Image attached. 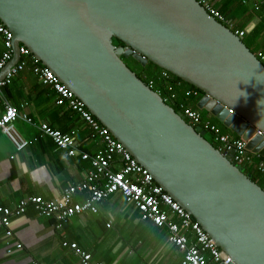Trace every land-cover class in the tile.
<instances>
[{
  "label": "water",
  "instance_id": "95a60500",
  "mask_svg": "<svg viewBox=\"0 0 264 264\" xmlns=\"http://www.w3.org/2000/svg\"><path fill=\"white\" fill-rule=\"evenodd\" d=\"M0 21L14 51L0 82L26 47L233 264H264V188L124 62L152 63L201 91L197 108L258 153L264 66L243 39L195 0H0Z\"/></svg>",
  "mask_w": 264,
  "mask_h": 264
},
{
  "label": "crops",
  "instance_id": "0c3cea01",
  "mask_svg": "<svg viewBox=\"0 0 264 264\" xmlns=\"http://www.w3.org/2000/svg\"><path fill=\"white\" fill-rule=\"evenodd\" d=\"M208 1L219 11L227 8L228 2L236 3L234 12L245 11L246 6L253 7L244 5L240 0ZM232 19L228 18L234 25L231 30L246 31L247 35L259 22L256 17L242 25L241 21ZM262 36L264 38V34ZM262 48L264 49V45ZM2 53L3 42L0 36V56ZM27 62V68L14 79L9 91L5 92L3 89V93L0 94V115L4 110L5 98L20 115L27 114L34 122V125H30L18 119L13 124L18 136L29 142L23 150H18L15 143L0 130V207L6 208H15L22 199L33 196L46 200L57 199L68 185L84 181L91 170L90 163L83 161L80 155L67 156L65 151L58 149L52 139L42 135L38 128L40 124L52 126L63 134H73L82 152L95 155L104 148L102 140L92 135L89 126L79 114L66 106L56 104L58 95L53 88L44 85L38 87L41 82L33 72L31 61L28 59ZM218 126L222 129L224 127L222 124ZM223 132L240 138L230 129H223ZM111 199L99 205L100 214L102 207L107 209L104 218L105 228L116 230L112 240L105 245L103 239L96 236L95 225L91 220L93 215L73 218L64 224L62 229H57L55 220L40 216L30 206L23 216L12 220L11 238H7L5 228L0 225V264H82L79 256L63 247L64 241L77 243L82 250L92 255L94 262L99 264H181L180 254L168 243L167 231L158 229L163 230L166 235L162 241L154 243L151 239L157 238L152 237L148 230L157 228L150 223L142 222L140 215L137 223L129 227L126 238L123 230L128 228L126 225L130 221V216H125L121 226L116 224V215L112 213L109 203ZM117 201L119 202V199ZM133 210L136 213L134 208ZM109 224L110 228L107 227ZM137 235L140 237L138 243ZM94 240H99L102 246L91 243ZM18 245H22V248L17 249ZM8 250H13V253H8Z\"/></svg>",
  "mask_w": 264,
  "mask_h": 264
},
{
  "label": "built area",
  "instance_id": "2783aa9c",
  "mask_svg": "<svg viewBox=\"0 0 264 264\" xmlns=\"http://www.w3.org/2000/svg\"><path fill=\"white\" fill-rule=\"evenodd\" d=\"M195 1L218 22L232 29V24L219 11L214 9L208 0ZM250 1H254L253 4H250ZM243 4L252 5L255 9H259L264 5V0H243ZM234 33L241 39L247 35L246 31H236ZM0 36L3 42V53L0 56L1 72L11 61L14 54L13 34L1 21ZM20 55L21 60L19 63L0 82V94L27 68L29 59L33 72L39 78L41 84L53 88L58 95L56 104L62 107L66 106L79 114L89 126L92 135L102 140L104 148L95 155L82 152L80 151V144L73 134H63L47 124H40L38 128L42 135L51 138L58 149L65 151L67 156L80 155L83 161L90 163L91 170L84 181L68 185L57 199L46 200L43 197L33 196L22 199L15 208L0 207V225L5 228L7 238L13 236L12 220L23 216L30 206L40 216L55 220L57 229H62L63 225L73 218L87 214L97 215L101 203L118 195L127 204L134 207L142 222L150 223L167 231L168 243L182 255L181 264H233L232 258L225 256L201 225L156 184L149 172L100 124L85 105L58 80L52 71L39 65V62L24 46L20 47ZM255 55L264 66V52L260 51ZM164 76L166 78L164 91L171 92L172 86L168 82L169 76L167 74H164ZM147 85L154 90V81H149ZM178 85L181 84L178 83ZM155 92L161 96L167 105L171 107L176 105L175 95L167 94L163 97L162 91ZM186 96L196 98L199 93L195 89L187 92ZM3 107L4 110L0 115V130L15 143L18 150H23L29 142L18 136L13 124L18 119H22L30 125H34V122L27 114L20 115L10 101L5 98ZM180 108L179 112L183 114L187 123L194 128L201 127L202 130L206 131L211 137L210 139L216 144V148L225 157H231L234 165L242 167L255 163L257 171L264 176V150L258 153L250 152L247 150L245 140L224 134L220 126L205 121L199 110L184 106H180ZM258 135H262V133L258 132ZM107 227L110 228L111 224ZM62 245L65 249L79 256L82 264H99L94 262L92 255L82 250L77 243L64 241ZM21 248L22 245L17 246V249ZM8 253H13V250H8Z\"/></svg>",
  "mask_w": 264,
  "mask_h": 264
},
{
  "label": "trees",
  "instance_id": "16d2710c",
  "mask_svg": "<svg viewBox=\"0 0 264 264\" xmlns=\"http://www.w3.org/2000/svg\"><path fill=\"white\" fill-rule=\"evenodd\" d=\"M225 2H227V1H225ZM240 2L243 3V0H240ZM226 7L227 8H225L224 10L220 9V11L222 13L219 10H217V9L216 10L219 11L227 20H228V18L230 20H233L232 18H234V20H238V22L241 21L242 25H244L256 17L259 19V22L257 23L256 28L250 34L246 35L243 38V42L255 54H257L260 51L264 52L263 48L255 49V46H256L255 44L257 43V40H259L258 36L264 34V5L261 6L259 9H255L254 7H251V6H246L245 9L250 10V11L245 10V11H236V12H234L236 9V3L228 2L226 4ZM231 12H234V13H231ZM229 14H230V16H229ZM113 43L115 46H122V43L116 39L113 40ZM128 60L131 61V63H133L139 67L140 71L138 72L139 73L138 77L141 80H143L147 84H149V81L155 82V86L153 87L154 91H158V90L162 91L163 97H165V95H167V94L176 96L177 103H176V105L172 106L176 112H179V109H181L180 106L189 107V108H192L194 110H199L197 108V103L200 101V99L203 96V93L201 91H199L195 87L185 83L181 79L174 77L173 75H171L169 73H166L165 71L158 68L157 66H155L152 63H149L146 67H142L133 59L130 58ZM39 65H41V63H39ZM154 68H158V72H153L155 70ZM164 74H167L169 76L170 81L168 80V78H167V80L170 83V85L172 86L171 92H168V91L165 92L164 91V85L166 83L165 82L166 78H165ZM178 83H180L181 85L179 86ZM9 86L4 88L5 92L9 91ZM38 87H43V85L39 84ZM195 89L199 93L198 97L194 98L193 96H190V97L186 96L187 92H189L191 90H195ZM202 117L206 121L203 114H202ZM212 124H214V123H212ZM218 125H220V124L218 123ZM223 129L225 130L226 128L223 127ZM223 129H222V131H223ZM209 141L213 145L216 146V144L211 139H209ZM240 169L246 175H248L255 183H257L260 187L264 188V176L257 171L255 163H251L249 165L242 166V167H240Z\"/></svg>",
  "mask_w": 264,
  "mask_h": 264
},
{
  "label": "rangeland",
  "instance_id": "374dc122",
  "mask_svg": "<svg viewBox=\"0 0 264 264\" xmlns=\"http://www.w3.org/2000/svg\"><path fill=\"white\" fill-rule=\"evenodd\" d=\"M258 38H259V40H257V43L255 44L256 45L255 49H261L262 46L264 45L263 36L259 35ZM125 61H129V60L126 59ZM129 62H130V66H132L134 68L135 73L138 75L139 74L138 72L140 71L139 67L136 66L135 64L131 63V61H129ZM154 69L155 70L153 72H158V68H154ZM202 114L204 115L205 119H208L215 124L219 123L216 120V118H214L213 116L211 117L209 115V113L203 112ZM206 138L209 140L210 136L207 134ZM238 167L240 168L241 166H238ZM117 199H119V202L117 201ZM109 203H110L112 213L114 215H116V219H117L116 224L121 226L123 221H125V216H127V215L130 216V221H129L128 225H126L128 228L123 230V234L127 238L128 234H129V227H131L137 223V221L139 220V214L137 212L135 213L133 210L134 207L127 204L125 202V200H123L118 195H116L115 197H112V199L110 200ZM106 214H107V209L102 207L101 208V214L99 212V214L91 216V220H92L93 224L95 225L96 236L103 239V241H104L103 245H105L108 241H111L112 237L116 234L115 229L107 230L105 228L104 218H105ZM158 229L159 228H157V229L154 228L152 230H148V233L152 234V237L157 238L156 240L151 239L154 243H158V242L162 241L163 237H165V235H166V233L163 230H158ZM136 237H137L136 242L138 243L139 242L138 238H140V237L138 235ZM130 238H132V237H130ZM91 243H95V244H98V246H102V244L99 240H94ZM180 256L182 258V255H180Z\"/></svg>",
  "mask_w": 264,
  "mask_h": 264
},
{
  "label": "flooded vegetation",
  "instance_id": "af4514ba",
  "mask_svg": "<svg viewBox=\"0 0 264 264\" xmlns=\"http://www.w3.org/2000/svg\"><path fill=\"white\" fill-rule=\"evenodd\" d=\"M124 62L130 67V69H132L134 72H135V70H134V68L132 67V66H130V62L129 61H125L124 60ZM223 132V131H222ZM224 133V132H223Z\"/></svg>",
  "mask_w": 264,
  "mask_h": 264
}]
</instances>
